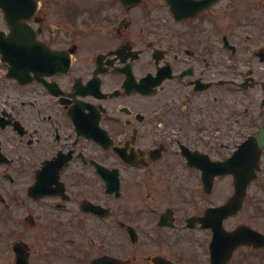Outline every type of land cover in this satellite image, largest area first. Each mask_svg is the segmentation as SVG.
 I'll use <instances>...</instances> for the list:
<instances>
[{"label": "flooded vegetation", "instance_id": "flooded-vegetation-1", "mask_svg": "<svg viewBox=\"0 0 264 264\" xmlns=\"http://www.w3.org/2000/svg\"><path fill=\"white\" fill-rule=\"evenodd\" d=\"M132 1L0 0V264L10 247L19 264H222L223 231L264 235V148L231 217L214 210L233 177L203 173L264 128V48L230 81L225 32L264 30V1ZM232 86L259 102L229 152ZM262 257L239 246L224 264Z\"/></svg>", "mask_w": 264, "mask_h": 264}, {"label": "rangeland", "instance_id": "rangeland-1", "mask_svg": "<svg viewBox=\"0 0 264 264\" xmlns=\"http://www.w3.org/2000/svg\"><path fill=\"white\" fill-rule=\"evenodd\" d=\"M260 1H264V0H260ZM260 10V18H264V13L263 10H261V8H259ZM152 14L156 12V9L153 8L152 10ZM248 14H250V16L253 15H258L259 13H257L256 10L252 11V12H248ZM245 15V13L241 14V16ZM227 25H229L228 27H225V32L226 30L229 32L228 35L231 38L232 37V42L233 44L236 46H238V51L234 56L229 55L228 56V61L226 63L227 65V77L228 79L234 80L235 82H240V77H239V72H245L248 68H252V66L250 65V51L251 50H257L259 48H264V30L262 28H251L248 25H246V27L244 28H239V30L236 28V24H234V21L230 22H226ZM244 24L246 23H242V25L244 26ZM248 31L247 34H251L252 35V39L247 42L244 40L245 38V32ZM236 32L240 33V32H244V34L242 35V37L238 40V38L236 37ZM227 35V33H225ZM216 34L214 33V38H215ZM240 36V35H239ZM215 41V40H214ZM238 42H240L241 44H238ZM256 63V62H255ZM255 71H259L262 75L261 77H264V63H256V65L254 66ZM258 74V72L256 73ZM233 87V86H232ZM230 87L229 88V118H228V122L227 124H225L228 128V133H230L229 138L226 137V141H224V143L227 145L226 149L230 152L236 143L240 142V139H235L234 136L233 138H231V134L233 133H243V132H250L249 130H254V127H248V125H250L251 123H249L251 118H256L257 120V103L259 102V90L255 89L253 91L250 92H242L237 91L236 87ZM231 107L234 108V112L240 116L241 120L244 121L242 122L239 118L234 117V115H232V111H231ZM244 113V114H243ZM251 126V125H250ZM214 155V154H213ZM256 188V187H254ZM252 190V188L250 189V191ZM252 196V195H251ZM264 202V201H263ZM251 200L248 199V201L246 202L245 205V210L243 211L245 214L241 215V219H237L238 221H245L247 223L250 224V220L247 219V217L245 218L244 216L247 213V209L251 208ZM248 218H250L248 216ZM234 223V222H233ZM261 223V230L264 232V219H262L260 221ZM0 230H2L1 228V224H0ZM4 236H6V233L4 232ZM7 250V249H6ZM1 252V251H0ZM3 253H5V256L3 258H5V262L4 264H11L9 257L7 254V251H3ZM261 262L264 261V257L260 258ZM264 264V263H263Z\"/></svg>", "mask_w": 264, "mask_h": 264}, {"label": "water", "instance_id": "water-1", "mask_svg": "<svg viewBox=\"0 0 264 264\" xmlns=\"http://www.w3.org/2000/svg\"><path fill=\"white\" fill-rule=\"evenodd\" d=\"M264 145V139H259L257 141L254 140H248L246 143H244V145L242 146V151L247 150H253L255 154V157L257 156V154H259V150L260 148H262ZM252 173V171H251ZM247 182V181H246ZM245 182V183H246ZM238 198L235 199V202H230L229 203V209L227 207H225L223 210L225 212V215H230L234 212H236L237 207L240 204V200ZM235 203H237L235 205ZM228 243L225 246V248L227 247V255L230 254V252L232 251V249L238 245V244H253L254 246H264V236L256 234L254 232H252L251 230H249L248 228L245 227H241L239 229H237L235 232L229 233L228 234ZM26 264V263H25Z\"/></svg>", "mask_w": 264, "mask_h": 264}]
</instances>
